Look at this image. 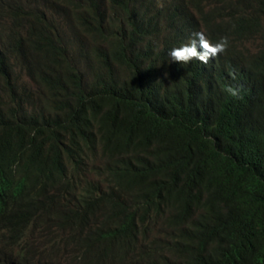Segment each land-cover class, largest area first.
<instances>
[{
  "label": "trees",
  "instance_id": "16d2710c",
  "mask_svg": "<svg viewBox=\"0 0 264 264\" xmlns=\"http://www.w3.org/2000/svg\"><path fill=\"white\" fill-rule=\"evenodd\" d=\"M246 8L264 24V0H0V264H264ZM196 33L227 47L174 61Z\"/></svg>",
  "mask_w": 264,
  "mask_h": 264
},
{
  "label": "clouds",
  "instance_id": "9594fccd",
  "mask_svg": "<svg viewBox=\"0 0 264 264\" xmlns=\"http://www.w3.org/2000/svg\"><path fill=\"white\" fill-rule=\"evenodd\" d=\"M243 13L248 20L245 22L246 34L244 35V38H242V41L244 42L242 43L241 41L240 48L244 44H248L250 48H253L259 43V39L264 33V24L256 19L247 8L243 11ZM253 19H255V21ZM254 27H258L260 32H254ZM196 36L199 40L201 51H197L196 41H190L188 44L182 45L180 48L171 49L168 55L174 61H187L195 57L196 59L206 62V58H208L210 54L215 55L217 52H223L228 44L226 37H222L219 41L212 42L208 38L207 34L206 39L201 33H196ZM229 91H231L233 95L236 94L232 89H229ZM46 260H49V258Z\"/></svg>",
  "mask_w": 264,
  "mask_h": 264
},
{
  "label": "bare ground",
  "instance_id": "6f19581e",
  "mask_svg": "<svg viewBox=\"0 0 264 264\" xmlns=\"http://www.w3.org/2000/svg\"><path fill=\"white\" fill-rule=\"evenodd\" d=\"M235 1H236V0H235ZM238 1H239V0H238ZM229 11H230V10H228V12H229ZM235 16H237V15H235ZM244 27H245V26H244ZM214 30H215V29H214ZM214 30H213V31H214ZM244 31H245V30H244ZM214 32H216V31H214ZM223 33H224V32H223ZM216 34H217V33H216ZM192 35H193V34H192ZM224 35H225V34H224ZM221 37H222V36H221ZM223 37H224V36H223ZM226 37H227V36H226ZM216 38H217V37H216ZM230 38H231V37H230ZM234 39H235V38H234ZM232 40H233V39H232ZM232 40H230V41H232ZM196 41H197V40H196ZM216 41H217V40H216ZM180 43H181V42H180ZM242 43H243V42H242ZM235 46H236V45H235ZM236 47H238V46H236ZM236 47H235V48H236ZM236 49H237V48H236ZM238 49H239V48H238ZM243 50H244V49H243ZM248 51H250V50H248ZM248 51H246V52H248ZM238 52H239V51H238ZM238 52H237V53H238ZM240 52H241V51H240ZM240 52H239V53H240ZM252 52H253V51H252ZM237 53H236V54H237ZM254 54H255V53H254ZM237 55H238V54H237ZM237 55H236V56H237ZM241 55H242V53H241ZM247 56H248V55H247ZM251 56H252V53H251ZM251 56H250V57H251ZM237 57L240 58V55H238ZM242 57H243V56H242ZM238 58H237V59H238ZM248 58H249V56H248ZM242 59H244V58H242ZM242 59H240V61H241ZM246 59H247V58H246ZM249 59L252 60V57L249 58ZM252 62H253V61H252ZM254 62H255V61H254ZM256 62H257V61H256ZM236 63H237V62H236ZM244 63H245V62H244ZM261 65H262V64H261ZM242 66H243V65H242ZM242 68H243V67H242ZM242 68H241V69H242ZM248 70H249V69H248ZM203 73H204V72H203ZM251 87H252V86H251ZM252 88H253V87H252ZM248 89H249V88H248ZM229 92H230V91H228V93H229ZM46 135H47V134H46ZM90 220L93 221V222H95V223L101 224V222H103V221L105 220V217L102 216V215H97V216L94 217V218L91 217ZM50 240H51V236H49V237L47 238V241H50ZM53 241H54V239H53ZM51 243H52V242H50V244H51ZM113 264H116V263H113Z\"/></svg>",
  "mask_w": 264,
  "mask_h": 264
},
{
  "label": "rangeland",
  "instance_id": "374dc122",
  "mask_svg": "<svg viewBox=\"0 0 264 264\" xmlns=\"http://www.w3.org/2000/svg\"><path fill=\"white\" fill-rule=\"evenodd\" d=\"M241 48L244 49L245 53H247L246 51L250 49V46L248 44H244V45H242ZM23 80H26V78L23 77ZM48 261L50 262V264H63V263H60V262H55V261H53L51 259H49Z\"/></svg>",
  "mask_w": 264,
  "mask_h": 264
}]
</instances>
